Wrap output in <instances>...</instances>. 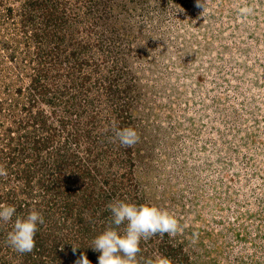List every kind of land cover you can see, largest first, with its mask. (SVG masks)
Masks as SVG:
<instances>
[{
	"label": "rangeland",
	"instance_id": "374dc122",
	"mask_svg": "<svg viewBox=\"0 0 264 264\" xmlns=\"http://www.w3.org/2000/svg\"><path fill=\"white\" fill-rule=\"evenodd\" d=\"M203 3L0 0V205L45 220L0 264H98L117 200L181 226L131 264H264V0Z\"/></svg>",
	"mask_w": 264,
	"mask_h": 264
},
{
	"label": "clouds",
	"instance_id": "9594fccd",
	"mask_svg": "<svg viewBox=\"0 0 264 264\" xmlns=\"http://www.w3.org/2000/svg\"><path fill=\"white\" fill-rule=\"evenodd\" d=\"M197 6H203L205 9L203 0H197ZM113 133L114 139L125 148L134 147L140 140L137 131L131 127H114ZM0 175H6V172L0 169ZM107 208L111 214L109 226L96 236L90 245L94 251L100 253L98 264H131L141 250L142 239L148 240L157 234H167L170 239H174L180 234L181 226L177 219L155 205H136L117 200L109 203ZM0 222H12L7 242L15 252L26 254L34 250L38 226L43 225L45 220L37 211H31L26 217H21L17 215L15 207L0 205ZM122 225L125 226L123 234L119 231ZM73 250H76L75 246ZM75 264L91 262L86 254H81Z\"/></svg>",
	"mask_w": 264,
	"mask_h": 264
}]
</instances>
